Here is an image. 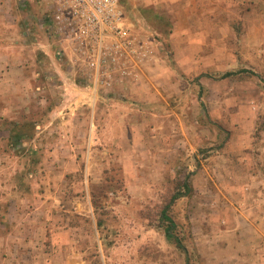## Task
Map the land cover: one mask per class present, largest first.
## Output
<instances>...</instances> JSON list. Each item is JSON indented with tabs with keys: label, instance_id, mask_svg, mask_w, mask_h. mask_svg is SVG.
Segmentation results:
<instances>
[{
	"label": "rangeland",
	"instance_id": "rangeland-1",
	"mask_svg": "<svg viewBox=\"0 0 264 264\" xmlns=\"http://www.w3.org/2000/svg\"><path fill=\"white\" fill-rule=\"evenodd\" d=\"M197 1L121 0L150 59L118 101H93L55 60L47 4L0 0V46L28 78L12 70L0 102V264H205L234 206L264 193V16ZM43 97L65 100L49 117ZM13 122L43 130L18 143ZM178 192L169 216L187 260L160 218Z\"/></svg>",
	"mask_w": 264,
	"mask_h": 264
},
{
	"label": "built area",
	"instance_id": "built-area-1",
	"mask_svg": "<svg viewBox=\"0 0 264 264\" xmlns=\"http://www.w3.org/2000/svg\"><path fill=\"white\" fill-rule=\"evenodd\" d=\"M42 24L56 62L74 70L93 93L138 82L150 53L126 24L121 0H43Z\"/></svg>",
	"mask_w": 264,
	"mask_h": 264
},
{
	"label": "crops",
	"instance_id": "crops-1",
	"mask_svg": "<svg viewBox=\"0 0 264 264\" xmlns=\"http://www.w3.org/2000/svg\"><path fill=\"white\" fill-rule=\"evenodd\" d=\"M176 1L179 3L182 0ZM204 1V4L210 2V0ZM215 1L217 3V0ZM215 1L213 0L214 3H210L209 7H215ZM221 1V5H217H219L223 13H225L224 16H264V0ZM194 3L197 5L199 1L194 0ZM244 6H246L245 9H243ZM211 12L212 11H206L203 14L204 16H210L213 14H211ZM12 70H15L16 82L14 84L18 85L20 82L26 83L27 76L25 75L21 61L16 60L15 57H10L0 46V102H4L9 95V90L5 88V83L10 80ZM141 70L142 68L137 70L138 82L140 81ZM71 86H75V84ZM128 86L129 85H123L121 89H126ZM112 91L114 95H110L108 98L116 101H118L122 95L127 94H121L116 86ZM31 93H36L35 87L34 90L32 88ZM92 94L93 101H97L99 98L98 91ZM39 100L45 103L44 110L49 117H52L54 113L59 111L65 99L51 106H49L50 100L48 97L39 98ZM6 111L4 113H6ZM91 111V115H95L96 109H92ZM33 126V135H41L40 133L43 127L35 123ZM31 142H34V139H31L28 143ZM23 143H27V141ZM252 194V196L247 197L246 202L248 204L245 209H238L234 206L237 212H234V220H229L228 226L226 227V233H224L226 238H223L224 240L217 245L218 251L216 253L203 256L205 258V264H264V193L260 191L259 193L254 192ZM197 240L200 239H195L198 245L199 243Z\"/></svg>",
	"mask_w": 264,
	"mask_h": 264
},
{
	"label": "trees",
	"instance_id": "trees-1",
	"mask_svg": "<svg viewBox=\"0 0 264 264\" xmlns=\"http://www.w3.org/2000/svg\"><path fill=\"white\" fill-rule=\"evenodd\" d=\"M247 72L248 71H246V70H242L238 73L229 72L226 74V76L230 77L231 75H234V74L247 73ZM11 126H12L11 132L14 134L16 142H18V143L26 142L29 138H28L27 134H25V133L29 132V130L32 132L34 131V126H32V128H30V129L29 128L26 129L28 127L27 124L20 125L18 122L11 123ZM31 139H32V136H31ZM183 186L185 188L186 193L190 191L189 186L187 185L186 181L183 183ZM184 195L185 194H182V192L181 193L178 192L176 194H173L171 196L169 202L161 210L160 218H161L162 222L164 224H166V229H165L166 239L168 241L172 242L178 250H180L182 253H184L186 256V260H187V255H188L187 248L183 244L182 240L173 234V229H175L176 225L169 216V211H170L171 207L173 206V204L175 203V201L182 198Z\"/></svg>",
	"mask_w": 264,
	"mask_h": 264
}]
</instances>
